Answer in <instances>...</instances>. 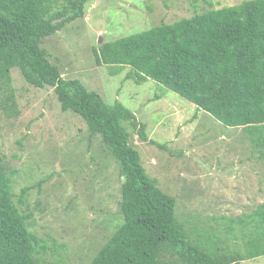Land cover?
Instances as JSON below:
<instances>
[{
    "label": "rangeland",
    "instance_id": "rangeland-1",
    "mask_svg": "<svg viewBox=\"0 0 264 264\" xmlns=\"http://www.w3.org/2000/svg\"><path fill=\"white\" fill-rule=\"evenodd\" d=\"M243 1L89 0L83 17L41 44L66 78H79L108 104L129 107L149 137L166 145L142 140L140 126L126 123L147 173L176 198L178 218L203 235L216 230L227 248L235 246L222 233L229 224L224 217L240 218L264 202V156L255 141L264 133L227 126L154 79L137 83L128 76L129 65H100L95 50L163 22ZM12 77L17 105L8 114L0 103V156L18 171L15 200L31 213L30 229L47 240L44 258L89 264L123 220L120 165L81 115L62 109L54 87L29 83L19 68ZM233 264H264V255Z\"/></svg>",
    "mask_w": 264,
    "mask_h": 264
},
{
    "label": "trees",
    "instance_id": "trees-1",
    "mask_svg": "<svg viewBox=\"0 0 264 264\" xmlns=\"http://www.w3.org/2000/svg\"><path fill=\"white\" fill-rule=\"evenodd\" d=\"M88 1L0 0V103L15 113L12 70L19 68L29 83L54 87L62 109L81 115L91 136H100L120 165L123 220L89 264H233L264 255V202L240 218L224 217L229 224L221 232L234 248L216 230H191L176 214V198L147 173L126 123L140 126L142 140L166 145L149 137L129 107L108 104L50 60L43 39L83 17ZM95 56L100 65H129L128 76L137 83L154 79L227 126L264 133V0L163 22L107 41ZM263 139L260 134L255 141L264 156ZM17 172L0 156V264H60L41 255L47 240L30 229L31 213L15 200ZM29 189L23 188L21 203Z\"/></svg>",
    "mask_w": 264,
    "mask_h": 264
},
{
    "label": "water",
    "instance_id": "water-1",
    "mask_svg": "<svg viewBox=\"0 0 264 264\" xmlns=\"http://www.w3.org/2000/svg\"><path fill=\"white\" fill-rule=\"evenodd\" d=\"M101 39H102V37H101Z\"/></svg>",
    "mask_w": 264,
    "mask_h": 264
}]
</instances>
